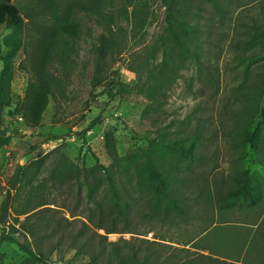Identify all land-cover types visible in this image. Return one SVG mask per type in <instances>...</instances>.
Returning a JSON list of instances; mask_svg holds the SVG:
<instances>
[{
	"label": "rangeland",
	"instance_id": "374dc122",
	"mask_svg": "<svg viewBox=\"0 0 264 264\" xmlns=\"http://www.w3.org/2000/svg\"><path fill=\"white\" fill-rule=\"evenodd\" d=\"M66 1L13 0L26 25L20 34L0 27V76L5 65L13 62L14 68L8 90L11 103L5 108L2 121V128L12 141L0 147V205L11 192L7 223L3 225L20 227L26 212L31 211L32 203H46L42 207H50L61 219L66 217L67 222L63 221L61 225L62 231L74 234L84 220L88 222L87 208L92 206L95 197L91 199L85 185L80 187L81 198L75 194L78 190L76 184H64V189H38L37 197L33 191L43 183L49 186L47 180L63 157L88 167L96 164L97 157L107 167L114 165L113 152H109L104 143L105 131L110 126L115 131L116 150L124 157L122 162L140 151L151 153L160 147L154 144L156 140L167 144L182 143L184 141L180 138L191 137L198 131L202 138L195 142L197 158L183 160L177 172L179 176L188 177L189 181L176 179L179 181L173 182L176 195L188 197L180 202L186 212L175 213L172 218L145 217L154 202L144 192L138 199L139 214L137 204L132 202L135 207L131 215L134 233L118 231L107 236L113 241H131L142 254L163 251L165 256L170 251H177L180 261L184 260L183 264H264V166L250 144L246 148L248 156L244 164L253 175L252 184L262 189L261 198L253 204L260 211L254 223L257 228L251 230V247L254 249L233 245V242L242 241L240 232L244 236L248 234L237 223L249 205L225 200L233 188L230 167L239 153L228 140L232 137L231 130L237 129L238 118L244 109V95L258 80L256 72L264 69V40L263 44L245 47L244 40L235 43L231 36L220 38L217 32L204 31L206 38L204 36L199 45L208 46V52L202 53L201 58L188 55L180 66H175L172 75L168 74L171 78L166 82L167 76L161 69L164 68L163 61L168 59L165 52L169 51L171 39L164 0H136L130 8L124 0H105V11L116 15L117 43L107 58L105 87L94 89L92 80L105 24L95 13L75 9L69 31L51 38L53 14L61 12ZM242 3L250 6L240 10ZM229 6L232 14L238 13V18L244 13L243 20L247 24L252 23L253 17L261 20L264 15V0H231ZM201 7L195 11L202 15L192 21L198 19L205 29L211 14L213 19L216 16L210 3L205 2ZM17 35L21 36L22 44L14 54L13 40ZM208 35H211L210 40ZM211 42L218 45L213 46ZM236 45H240L242 52L257 51L262 60L251 65H247L248 61L240 62L235 58ZM197 47L194 45L193 49L197 50ZM46 48L49 54L45 53ZM209 71L212 80L208 78ZM39 75L51 82V95L42 123L34 130L26 122L17 123L16 116L24 115L28 89L38 82ZM116 81H121L122 92L112 97L109 92H117ZM93 122L95 125L91 127ZM258 123L254 124L252 131L259 127L263 130ZM170 147L174 149L173 145ZM39 153L42 155L40 168L35 164ZM176 154L172 151L173 156ZM101 177L96 196L110 192L106 189L111 187L107 173L104 171ZM81 183H84L83 179ZM135 183L134 180L128 186ZM202 184L204 192L199 190ZM137 194V191H130L128 195L137 198ZM213 221L226 223L213 228L217 238L214 242L210 240L209 232ZM3 225L0 224V236ZM98 231L106 234L104 230ZM23 232L11 234L23 242L36 243ZM217 235L233 239L228 238L231 245L226 246V240L218 239ZM57 239L46 238L42 243L50 264H98L91 262L88 255L70 248L69 240L59 243ZM147 240L169 243L178 249H155ZM0 250L3 253L0 264H18L26 256L17 244L11 242H2Z\"/></svg>",
	"mask_w": 264,
	"mask_h": 264
},
{
	"label": "trees",
	"instance_id": "16d2710c",
	"mask_svg": "<svg viewBox=\"0 0 264 264\" xmlns=\"http://www.w3.org/2000/svg\"><path fill=\"white\" fill-rule=\"evenodd\" d=\"M32 1L36 3L43 2V0ZM124 1L127 7L130 8L133 7L136 0ZM205 2L212 5L213 14L216 18L213 19L211 14L210 20L207 19L206 21L207 27L202 29L203 23L198 19H196L197 21L192 20L202 15L195 10H200L202 8L201 5ZM104 3L105 0H67L62 11L59 13L56 11L57 13L53 14L54 23L50 26L52 30L51 34H49L51 38H54L62 31L68 32L72 26L71 18L75 9H87L95 13L104 22L105 33L101 36L100 46L97 51L95 73L92 80L94 89L105 87L103 82L108 70L106 66L107 58L114 44L117 43L115 30L116 15L105 11ZM164 4L167 8V27L171 39L169 51L165 52V58L168 59L163 61L164 68L161 69V72L166 74L165 77L167 76L166 82H169L171 78L168 74L174 72L175 66H180L188 55L201 58L202 53L208 52V46H205L204 43L203 45H199L204 41V31L217 32L220 38L231 36L235 43H240L244 40L243 46L245 47H252L259 43L263 44L264 15L261 20L253 17L252 23L247 24L243 20L244 13L239 18L237 17L238 13L236 15L231 13L232 7L229 6L231 5V0H164ZM249 6L248 3H242L240 10L247 9ZM25 25L26 23L24 17L21 15L20 8L13 0H0V27H5L20 34ZM218 26L219 29L217 28ZM240 27H243L242 31H240ZM207 38L210 40L211 35H208ZM21 40L20 35L14 38V54L21 47ZM194 45L199 46L197 50L193 49ZM212 45L216 46L218 43H212ZM236 49L238 52L235 58L242 63L248 61L247 65H251L262 60L260 59L262 58L261 55L255 50L248 53L247 51L242 52L240 45H236ZM48 52L49 49L46 48L45 53L49 54ZM175 61L177 62L176 64ZM13 71V62H11L5 65V69L0 76V147L10 144L12 141V137L6 135L2 128V121L5 108L10 106L11 103L8 90L10 81L13 78ZM208 73V78L212 80L213 76L210 74L211 72L209 71ZM255 75L258 77V80L254 83L251 91L244 95V109L238 118L237 129L231 130L232 137L228 140L233 149L239 153L233 159L234 164L230 167L233 174V188L227 193L225 198L227 202L255 203L262 196V189L252 184L251 178L253 175H251L249 168L244 164V160L248 156L246 148L250 144L255 150L256 157L260 160V164L264 166V152H262L264 151V69L259 73L256 72ZM112 81L115 80L113 79ZM121 84V81L114 83L115 86H118V89L115 93L109 92L112 94V97L122 92ZM50 95L51 82L46 77L39 75L38 82L30 85L28 89L25 112L24 115L22 114L29 128L35 130L41 125L49 104ZM157 100V97H155L154 101L157 102ZM257 122H259V125H262L263 130L259 127L252 131L254 124ZM93 125H95V122L90 126L92 127ZM201 138L202 135L197 131L191 137L180 138V141H184L182 143L167 144L166 142L156 140L158 144L156 142L154 144L160 147L155 148L151 153H148L146 150L140 151L126 157L125 162H122L124 157L119 156L116 150L117 139L114 129L110 126L105 131L104 143L109 152H113L114 165L107 167L97 157L96 164L88 167L73 159L63 157L47 180L50 183L49 186L43 183L33 191L37 197L38 189L50 187L52 188H50L51 190L64 189V184H76L78 185V190L75 194L78 198H81L80 187L85 185L91 199L95 197L92 206L87 208L88 222L84 220L74 234L64 229L62 231L61 225H63V221L67 222L66 217L61 219L50 207H42L46 203L43 205L32 203V209L30 212H26L27 216L21 221L20 227H16L14 224L3 225L4 222L7 223L5 220L6 211L11 196V192H8L0 205V224L4 226L3 233L0 236V246L2 242L17 244L26 254L18 264H50L48 256H46L42 248L43 240L46 238L52 240L59 238L57 239L59 243L69 240L70 248H75L80 254L88 255L91 262L98 264H183L184 260L180 261L177 251H170L165 256L163 251H157L155 254L148 251L142 254L137 249L136 244L131 241L127 239L113 241L109 240L107 235L118 233V231L134 233L131 227L134 219L131 215L135 208L134 203L137 204L138 214L140 213L138 199L140 198V194L144 192L148 193L155 205H153L152 210L149 209L148 213L144 212L145 217L162 216L172 218L175 213L183 214L186 212L180 205V202L186 201L188 197L184 194L177 196L173 182L179 181L176 179H181L184 182L189 181L188 177L179 176L177 172L183 160L197 158L195 154V142ZM172 145L174 146L173 150L170 147ZM172 151H175L177 154L173 156ZM38 157L35 164L40 168L41 153L38 154ZM98 170L107 173L106 178L111 184V187L107 186L106 188L110 192L101 196H96L98 185L103 179L101 177L103 172H100L101 174L96 173ZM124 176L125 178H123ZM93 177L96 178L91 181ZM82 179L84 183H81ZM134 180L136 181L135 185L129 187L128 185ZM71 181L74 182L72 183ZM199 190L204 192L205 186L202 184ZM130 191L133 193L137 191V198L128 195ZM119 228H122L121 231ZM5 229L10 231L6 232ZM98 230H104L106 234H102ZM19 231H24L25 236L27 238L32 237L36 243L23 242L11 234ZM59 233H61L60 236L58 235ZM147 241L149 242V240ZM149 243L153 244L156 247L155 249H178L162 241H152ZM146 249L153 248L147 247ZM2 257L3 253L0 250V258Z\"/></svg>",
	"mask_w": 264,
	"mask_h": 264
},
{
	"label": "crops",
	"instance_id": "0c3cea01",
	"mask_svg": "<svg viewBox=\"0 0 264 264\" xmlns=\"http://www.w3.org/2000/svg\"><path fill=\"white\" fill-rule=\"evenodd\" d=\"M249 205V208L248 209H244V212L241 213V216H240V222L237 223L238 226H240L241 228L245 229L246 232H248V234L246 236L243 235V233L240 232L241 236H243L242 238V241H240L238 244H235V242H233L234 244V247L235 246H240L241 249H254L251 247L252 245V242H253V234L251 232L252 228H257L254 223L257 221V216L256 214H260V211H259V208L256 209V207L253 206V204L255 203H247ZM253 206V207H252ZM262 219H264L262 217ZM226 223H218L216 221H213V223L210 225L209 227V232H211V236H210V240L211 241H216V235L213 234V228H218V226H225ZM218 236V239L220 240H226L224 242H226V246H230L231 242L230 241H233V239H230L229 237H226L225 239L222 237V235H217ZM228 238L230 239V241L228 240ZM220 243V242H218ZM222 244V243H221Z\"/></svg>",
	"mask_w": 264,
	"mask_h": 264
},
{
	"label": "built area",
	"instance_id": "2783aa9c",
	"mask_svg": "<svg viewBox=\"0 0 264 264\" xmlns=\"http://www.w3.org/2000/svg\"><path fill=\"white\" fill-rule=\"evenodd\" d=\"M16 118L18 119V122L17 123H20V121L22 123H25V119H24L23 115L16 116Z\"/></svg>",
	"mask_w": 264,
	"mask_h": 264
}]
</instances>
